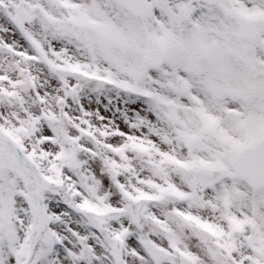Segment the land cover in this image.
Segmentation results:
<instances>
[{
    "label": "snow or ice",
    "instance_id": "obj_1",
    "mask_svg": "<svg viewBox=\"0 0 264 264\" xmlns=\"http://www.w3.org/2000/svg\"><path fill=\"white\" fill-rule=\"evenodd\" d=\"M0 264H264V0H0Z\"/></svg>",
    "mask_w": 264,
    "mask_h": 264
}]
</instances>
